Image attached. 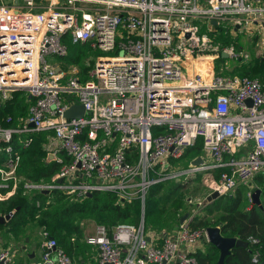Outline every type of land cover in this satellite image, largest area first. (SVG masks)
I'll use <instances>...</instances> for the list:
<instances>
[{"label":"built area","instance_id":"obj_1","mask_svg":"<svg viewBox=\"0 0 264 264\" xmlns=\"http://www.w3.org/2000/svg\"><path fill=\"white\" fill-rule=\"evenodd\" d=\"M251 28L264 35V0H0V109L15 91L30 99L17 127L0 126V188L18 179L20 150L32 135L46 132L43 149L59 170L49 184L25 181L23 195L57 191L81 202L110 193L143 205L152 187L198 173L209 195L248 188L264 173V86L217 70L216 61L225 54L253 63L264 55V37L260 57L213 38L223 29L240 41ZM64 38L111 55H98L82 80L74 64L62 67L69 54ZM78 104L83 116L65 119ZM15 135L25 136L16 146ZM198 140L202 163L192 166L195 157L178 171ZM195 215L180 216L169 232L144 221L98 225L86 243L97 252L96 264H198L192 254L208 237L207 229L190 227ZM42 236L35 264H74L47 231ZM12 258L0 251L1 264Z\"/></svg>","mask_w":264,"mask_h":264},{"label":"trees","instance_id":"obj_2","mask_svg":"<svg viewBox=\"0 0 264 264\" xmlns=\"http://www.w3.org/2000/svg\"><path fill=\"white\" fill-rule=\"evenodd\" d=\"M213 39L222 45L232 43L237 49L241 48L239 38H231L229 35H225L223 29L219 30ZM64 43L72 55L70 64L77 65L79 63V56L83 54V51L80 52L79 48H83L88 53L89 49L86 46L71 45L68 38H64ZM217 61L224 62L222 58ZM233 62H235L234 69L228 74L256 78L264 86V56L250 64L239 60ZM93 65L94 62L92 61L89 66L82 69V80H87V73L93 68ZM29 105L30 99L26 93L21 91L13 92L11 98L0 109V126L2 128L17 127L18 121L27 116ZM7 119H10V121L7 122ZM49 134V132H46L32 135L31 145L27 149L20 150L21 160L17 172L24 181H30L33 184H49L51 178L59 170V166L55 162L48 161L43 149V144L47 141ZM24 138V135H15L13 145L16 146L17 140H24ZM201 148V141H196L194 147L185 152L181 161H190L200 156ZM186 167L187 162L184 168ZM22 184L23 182L20 183L21 187ZM160 186L161 183L147 192L145 200L148 206L160 190ZM255 190H260V206L253 205L251 199L244 197V189L239 188L234 196H222L209 204H205L200 211V214L204 215L196 214L190 223V227L193 229L219 228L222 237L247 242V247H234L231 254L225 258L224 264H264V173L255 177L249 193L252 194ZM59 193L57 191L44 193L43 191L35 190L28 195H23L22 191L16 192L9 199V204L4 214L16 209L14 217L22 219L26 215L35 217L36 202L49 200L50 203L45 205L42 214L44 218L50 220V224L46 226L45 231L48 230L49 237L55 239L57 245L60 248L62 247L66 253L69 236L65 233L68 231V227L63 229V233H61L58 223H61L66 217L76 211H88L90 215L94 216L98 224H104L109 228L131 224L137 218V208L132 203L120 202L114 194L93 193L91 197H87L81 202L69 203L65 201V196ZM53 194H57L54 199L51 197ZM51 202L54 209L50 211ZM214 213L218 214L214 220L207 218L208 215H213ZM150 214L151 211L148 209L144 224L146 228L155 231V228L158 227V222H152L149 217ZM188 214L186 213L181 217L185 218ZM155 217L158 219L159 215ZM178 222L179 217L173 218L175 227ZM250 238L257 240V243H251ZM255 254L257 255L256 262L253 261ZM192 256L197 260L198 264H218L219 261V251L210 243H207L204 251H196Z\"/></svg>","mask_w":264,"mask_h":264},{"label":"rangeland","instance_id":"obj_3","mask_svg":"<svg viewBox=\"0 0 264 264\" xmlns=\"http://www.w3.org/2000/svg\"><path fill=\"white\" fill-rule=\"evenodd\" d=\"M242 36V35H241ZM264 37L262 34H258L255 31L250 30L248 33H244L242 38L239 41V44L250 54V57L258 56L257 53L260 47L259 38ZM79 51H83V54L79 56V63L75 65L78 69H83L84 67H87L90 65V63L95 61L98 55H111L110 53L102 54L99 52H91L88 50V53L83 48H79ZM71 53L66 57L65 62L70 64V57ZM264 56V55H263ZM235 62L231 60H224V62L216 61V67L225 73L228 74L233 71ZM223 66H227L226 68H223ZM227 72V73H226ZM185 161H180L176 168L178 171L185 170ZM178 178V177H177ZM203 174L198 173L195 175H182L178 179H172L165 181L161 183L160 190L158 193L153 197L151 200V204L148 206L146 204V200L144 201L143 205L138 201L134 200L131 203L137 208V218L136 220L128 224L130 226H137L140 224V222L144 221L146 219V213L148 209L151 211L150 218L152 222H158V227L155 228V231H173L176 227L175 224H173V218L180 217L185 215L186 213H196L197 215L200 214L201 209L204 207V201L209 196L208 190L205 188V186L202 183ZM178 180V181H177ZM176 181V182H174ZM254 181V180H253ZM28 183H31L30 181ZM33 184V183H32ZM244 189V197H248L249 189H247L245 186L240 187ZM239 189V188H238ZM24 192L23 186L21 187L20 183L17 184V192ZM31 191L35 190H29L25 192V195L30 194ZM53 192V191H51ZM49 193V192H48ZM60 194V193H59ZM236 194V191L230 193L229 195L234 196ZM63 195V194H61ZM246 195V196H245ZM252 195V194H250ZM57 196V194H53L51 196L53 199ZM64 196V195H63ZM226 196V195H225ZM52 199V200H53ZM65 201H68L69 203L75 202L71 201L69 198L65 196ZM49 204V200H42L36 202V216L31 217L29 215H26L25 218H23V226L25 228V232L29 234L30 232L27 230L29 229L31 231L32 228H43V231L45 230L46 226L50 224V220L44 218L42 216L45 205ZM51 208L50 211L54 209L53 203L51 202ZM156 215H159V218L156 219ZM204 215V214H200ZM218 214L214 213L213 215H208L207 218L214 220L215 217H217ZM28 218V219H27ZM32 221H35L34 224H31ZM28 223L27 226L25 224ZM100 224L97 223L94 216L90 215V213L87 212H81L76 211L73 214H70L68 217H66L61 223H58L59 230L61 233H63V229L68 227V231H66V235L69 236V240H72V242L78 241L80 238H84L86 236L92 235L95 232V227ZM102 226H105L104 224H101ZM109 228V227H108ZM48 231V230H46ZM69 256L70 254L67 253ZM71 257V256H70ZM72 258V257H71Z\"/></svg>","mask_w":264,"mask_h":264},{"label":"crops","instance_id":"obj_4","mask_svg":"<svg viewBox=\"0 0 264 264\" xmlns=\"http://www.w3.org/2000/svg\"><path fill=\"white\" fill-rule=\"evenodd\" d=\"M69 65L72 64L66 63L65 59L62 60V67L64 69H66ZM3 160L4 155H1L0 165H2L1 162ZM52 161L53 160H50V162ZM17 176L18 179L16 181L8 180L7 182H5V184H3V186L5 187L0 188V217H5L8 214L13 213L10 220L0 221V251L8 249L12 253L13 264H35L39 263L42 258L41 243L43 241L42 233L44 232V227H36V229L32 228L31 231L27 229L30 232L29 234H27L25 232L26 227H24L22 224L23 219L20 217H14V214L17 211L16 209L7 214H4L7 210L9 199L17 192V184L25 182L24 179L18 175V172ZM251 187L252 183L250 186H248V188H246L250 190ZM34 223L35 221H32L31 224ZM27 225L28 223L25 224V226ZM90 236L92 235L86 236L84 238L82 237L76 242L68 240L66 249L67 253H69L72 258L68 254L67 255L72 259L74 264H96L97 252L94 247L86 243V238ZM206 245V242H202L199 245L198 251H204L206 249Z\"/></svg>","mask_w":264,"mask_h":264},{"label":"water","instance_id":"obj_5","mask_svg":"<svg viewBox=\"0 0 264 264\" xmlns=\"http://www.w3.org/2000/svg\"><path fill=\"white\" fill-rule=\"evenodd\" d=\"M213 25L216 23L213 21ZM221 57L223 59H227V56L225 54H221ZM248 104H251L250 101H247ZM84 114V108L82 105H73L71 106L64 114L63 117L65 119L71 120V119H77L81 118ZM30 127H33L31 124ZM49 161L53 160V156H48ZM202 163V159L200 157L196 158L191 162L192 166H198ZM57 183H61V180H57ZM87 197H91V194H88ZM220 196L217 193H211L206 200L204 201V204H209L216 199H218ZM251 202L253 205L260 206V190L253 191L251 195ZM13 213L8 214L5 217H0V221H8L12 217ZM207 237H208V243L213 245L218 251H219V261L218 264H224L225 258L231 254V251L234 247H247V242L240 241L237 239H227L221 236L219 228H207ZM1 264V263H0Z\"/></svg>","mask_w":264,"mask_h":264}]
</instances>
